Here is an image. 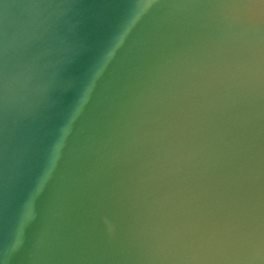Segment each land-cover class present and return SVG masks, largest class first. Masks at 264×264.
Listing matches in <instances>:
<instances>
[{
  "label": "water",
  "instance_id": "water-1",
  "mask_svg": "<svg viewBox=\"0 0 264 264\" xmlns=\"http://www.w3.org/2000/svg\"><path fill=\"white\" fill-rule=\"evenodd\" d=\"M0 264H264V0H0Z\"/></svg>",
  "mask_w": 264,
  "mask_h": 264
}]
</instances>
